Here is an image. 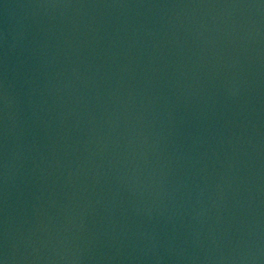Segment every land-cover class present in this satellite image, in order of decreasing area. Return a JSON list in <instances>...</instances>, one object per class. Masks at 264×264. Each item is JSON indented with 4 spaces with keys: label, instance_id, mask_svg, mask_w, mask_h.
<instances>
[{
    "label": "water",
    "instance_id": "water-1",
    "mask_svg": "<svg viewBox=\"0 0 264 264\" xmlns=\"http://www.w3.org/2000/svg\"><path fill=\"white\" fill-rule=\"evenodd\" d=\"M0 264H264V0H0Z\"/></svg>",
    "mask_w": 264,
    "mask_h": 264
}]
</instances>
